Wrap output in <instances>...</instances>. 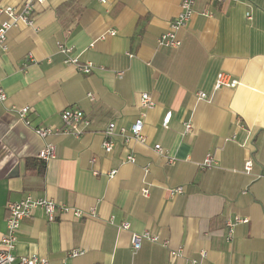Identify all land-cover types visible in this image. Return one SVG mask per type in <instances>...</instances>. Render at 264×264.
<instances>
[{
  "label": "crops",
  "instance_id": "0c3cea01",
  "mask_svg": "<svg viewBox=\"0 0 264 264\" xmlns=\"http://www.w3.org/2000/svg\"><path fill=\"white\" fill-rule=\"evenodd\" d=\"M24 1L0 0V8ZM180 5L45 0L33 26L8 32L6 50L0 46V86L7 93L0 102V239L8 205L27 197L89 213L77 219L74 211L58 212L50 222L35 210L19 225L16 256L48 264H187L206 251V264H264V177H258L264 175V0H196L194 17L178 34L181 46L159 47ZM7 20L0 13V26ZM58 43L92 63V72L65 64ZM220 73L239 85L216 90ZM201 92L208 98L200 99ZM143 94L152 107L143 106ZM13 107L30 108L27 122ZM67 109L88 120L80 135L35 134L61 129ZM139 120L146 143L115 135L112 152L104 151L110 123L129 130ZM49 143L56 155L44 162L37 155ZM209 154L217 164L203 170ZM177 187L183 194L172 197ZM236 219L248 222L237 224L228 240L227 224ZM146 231L158 241L143 240L134 251L132 235ZM72 250L84 253L70 257Z\"/></svg>",
  "mask_w": 264,
  "mask_h": 264
},
{
  "label": "built area",
  "instance_id": "2783aa9c",
  "mask_svg": "<svg viewBox=\"0 0 264 264\" xmlns=\"http://www.w3.org/2000/svg\"><path fill=\"white\" fill-rule=\"evenodd\" d=\"M45 0H25L20 6L17 7H1L0 13L5 15L8 20L1 24L0 26V46L6 50V42L8 39V32L13 28H18L20 25L33 26L35 19V10L38 4L44 3ZM105 2V0H101ZM212 1H222V0H212ZM195 5L196 0H181L180 12L176 19L170 23L169 30L158 39L159 47H169V48H179L181 46V41L178 38L179 31L185 29L192 17L195 15ZM115 33H111L114 35ZM58 49L61 54L65 56L64 63L67 65H74L79 72L83 74H90L93 70L92 63H82L79 57L73 55L72 47H68L62 43H58ZM121 73L120 75H122ZM239 85V81L231 78L225 73H220L217 76V81L215 89L218 90L223 87L236 88ZM200 99H207L208 95L206 93L198 94ZM88 97L93 100L94 97L92 94H89ZM7 100V93L0 86V102H5ZM142 104L145 107H152L154 102L148 94H143L141 97ZM12 111L16 112L18 117L27 122L28 115L30 113L29 107L16 108L13 107ZM172 118V112H167L163 119V127L167 129ZM63 127L61 129L54 128H37L35 129V134L40 138H47L48 136L54 134H65L78 136L83 132L84 127L89 125L88 120L85 118L84 113L79 109H67L61 115ZM143 122L141 120L137 121L131 129L116 128V124L110 123L108 128L105 131V139L103 142V149L106 153H111L114 148V141L112 140L113 136L120 135L125 143L130 141H137L139 143H146V137L143 135ZM192 131V125H186V133ZM155 151L160 153L163 152L160 145L155 146ZM56 155V146L54 144H45L44 147L39 151L37 158L41 159L44 162H48L53 159ZM129 163H135V157L129 155L127 157ZM169 163H174L173 159H168ZM217 162L209 154L206 159L200 164V168L203 170H210L216 166ZM252 161H248L245 165V172L250 173L252 170ZM149 172V167H145V173ZM115 175V172L111 173V177ZM259 178L264 177V175L258 176ZM170 195L175 197L177 195L183 194V187H177L171 189ZM143 195L147 197L149 195L148 188L143 189ZM42 209L48 220L50 222L54 221L58 212L68 213L69 211H74V215L77 219H82L84 217H89V213L80 210H74L65 205L56 203L53 200L49 199H34L32 197H27L19 202H12L8 205L9 216L7 218V229L6 233L0 239V264H48V261L45 258L38 257L36 255L32 256H23L18 257L15 255L16 245H17V233L21 223L30 219L35 210ZM246 219H236L233 222H228L229 228V237L228 240H231L234 227L239 223H247ZM122 229H129V223H123L121 226ZM143 240H149L152 242H157L158 237L153 235L151 232L146 231L141 234L134 233L132 235V247L134 251H138L141 247ZM164 245H168V242H164ZM84 252L80 250H72L70 252V257H77L82 255ZM173 259L178 256V253H171ZM207 252L201 251L200 258L192 259L187 264H206Z\"/></svg>",
  "mask_w": 264,
  "mask_h": 264
},
{
  "label": "water",
  "instance_id": "95a60500",
  "mask_svg": "<svg viewBox=\"0 0 264 264\" xmlns=\"http://www.w3.org/2000/svg\"><path fill=\"white\" fill-rule=\"evenodd\" d=\"M19 167H16L14 171H12L10 176H13L14 174H18Z\"/></svg>",
  "mask_w": 264,
  "mask_h": 264
},
{
  "label": "trees",
  "instance_id": "16d2710c",
  "mask_svg": "<svg viewBox=\"0 0 264 264\" xmlns=\"http://www.w3.org/2000/svg\"><path fill=\"white\" fill-rule=\"evenodd\" d=\"M42 166H41V169H40V172H41V170L43 171V168H44V165L43 164H41Z\"/></svg>",
  "mask_w": 264,
  "mask_h": 264
}]
</instances>
